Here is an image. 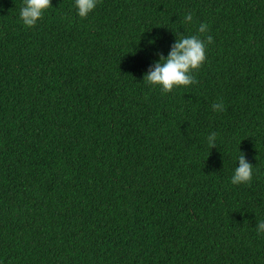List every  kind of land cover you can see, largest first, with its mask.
Returning <instances> with one entry per match:
<instances>
[{"label":"trees","instance_id":"1","mask_svg":"<svg viewBox=\"0 0 264 264\" xmlns=\"http://www.w3.org/2000/svg\"><path fill=\"white\" fill-rule=\"evenodd\" d=\"M21 5L0 0V264H264V0H51L31 28ZM201 22L197 82H144Z\"/></svg>","mask_w":264,"mask_h":264},{"label":"clouds","instance_id":"2","mask_svg":"<svg viewBox=\"0 0 264 264\" xmlns=\"http://www.w3.org/2000/svg\"><path fill=\"white\" fill-rule=\"evenodd\" d=\"M98 3L99 0H73V7L76 15L84 19L96 9ZM50 6L51 0H22L19 19L25 27H34ZM181 22L191 24L193 14L185 13ZM208 31V24L201 22L197 35L176 37L167 56L161 54L157 60L152 62L143 81L151 86H159L164 93L171 92L178 86L187 87L195 84L197 81L194 72L205 62L207 46L213 43V37L207 34ZM149 43H154V40H150ZM211 108L214 112H223L225 109L223 100L213 103ZM216 142L217 133L211 132L207 135L206 143L211 148L216 147ZM253 167L245 154L240 151L230 178L231 184H249L253 179ZM255 230L258 236H264V219L256 222Z\"/></svg>","mask_w":264,"mask_h":264}]
</instances>
